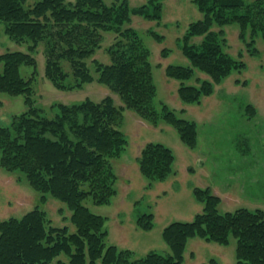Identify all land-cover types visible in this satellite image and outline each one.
<instances>
[{
  "label": "trees",
  "instance_id": "trees-1",
  "mask_svg": "<svg viewBox=\"0 0 264 264\" xmlns=\"http://www.w3.org/2000/svg\"><path fill=\"white\" fill-rule=\"evenodd\" d=\"M192 1L203 17L189 24L183 39L190 67L169 66L167 74L184 81L192 77L193 69H198L211 80L201 81L199 87L182 84L177 93L185 104L198 103L202 96L211 94L213 85L236 65L218 41H211V34L198 46L191 45L190 38L206 34L214 22L223 25L228 21L227 17L223 19L228 16L225 10L244 4L243 0ZM25 2L0 0V21L9 23L6 30L19 41L28 39L32 45L27 52L0 54V92L25 96V110L9 125L0 127V166L20 171L35 190L72 210L75 231L52 226L40 207L20 218L0 220V264H182L186 241L195 236L223 245L233 238L235 264H264V210L240 208L219 213L220 200L209 188L194 191V198L203 205L201 213L191 221L172 222L162 231L170 254L150 251L135 259L132 251L106 244L103 217L82 202L90 196L101 204L115 194L116 177L109 157L125 142L119 128L123 109L133 110L148 122L165 121L175 127L188 148H193L197 140L196 123L177 117L166 104L155 109L148 57L137 46L135 33L121 29V23L128 21L131 13L159 19L162 0H146L136 8H130L127 0H115L109 5L103 0H33L28 8ZM234 19L241 22L246 17ZM105 30L116 34L115 43L108 49L109 64L90 60L95 77L87 60L100 47L101 32ZM39 43H44L45 73L56 87L79 89L96 80L117 94L122 106L116 107L108 95L97 102L85 99L72 105L60 104L54 117L45 116L33 100V78H23L20 73L21 66L36 70L32 53ZM173 163L174 154L168 147L148 143L141 150L138 165L146 178L162 181L171 173ZM146 219L149 224L138 220V226L150 230V218Z\"/></svg>",
  "mask_w": 264,
  "mask_h": 264
},
{
  "label": "rangeland",
  "instance_id": "rangeland-1",
  "mask_svg": "<svg viewBox=\"0 0 264 264\" xmlns=\"http://www.w3.org/2000/svg\"><path fill=\"white\" fill-rule=\"evenodd\" d=\"M114 1L103 0L108 5ZM127 1L130 8L146 3V0ZM258 1L243 0L241 7L225 10L228 16L223 19L227 17L228 21L223 25L214 22L206 34L190 38V44L198 46L211 34V41L215 44L218 41L221 50L236 62L228 75L213 85L212 93L202 96L198 103L185 104L177 91L182 84L199 87L201 81L211 80L210 76L198 69H193L192 77L184 81L167 74L169 66L190 67L183 39L189 32V24L203 17L193 1L162 0L159 19L131 13L129 20L121 23V29L135 33L137 46H141L150 62L155 109L166 104L177 117L196 123L198 135L194 147L188 148L175 127L162 120L148 122L133 110L123 109L119 128L125 142L121 150L109 157L116 177L115 194L101 204L90 196L82 202L103 217L107 245L130 250L135 259L150 251L170 254L162 231L172 222L191 221L202 212L203 205L194 198L198 188H209L219 198V213L240 208L264 210V3ZM32 3L33 0H26L24 7ZM238 17L246 19L239 22L234 19ZM8 24L0 21V54L27 52L32 46L30 41L14 38L6 30ZM101 34L100 47L87 60L95 77L90 60L109 64L108 49L116 36L112 30ZM43 50L44 43H39L32 53L36 70L21 66L20 73L23 78H33V100L45 116L54 117L57 105H72L85 99L97 102L108 95L116 107L122 106L118 95L96 80L79 89L56 87L45 73ZM24 100L22 94L11 96L0 92V127L9 125L14 116L25 110ZM148 143L163 144L174 154L171 173L165 180L146 178L140 171V153ZM43 195L28 183L23 173L0 166V220L20 218L40 207L52 226L75 231L70 217L72 210L48 195L42 202ZM146 218H150V230L138 226V220L143 225L149 224ZM183 255L182 264H235V239L230 238L223 245L198 236L188 238Z\"/></svg>",
  "mask_w": 264,
  "mask_h": 264
}]
</instances>
